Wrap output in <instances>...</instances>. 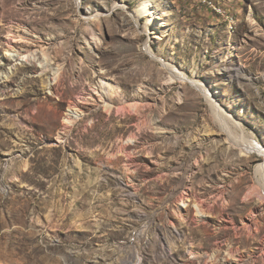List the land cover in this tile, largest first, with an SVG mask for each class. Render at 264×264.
I'll return each instance as SVG.
<instances>
[{
  "label": "rangeland",
  "instance_id": "374dc122",
  "mask_svg": "<svg viewBox=\"0 0 264 264\" xmlns=\"http://www.w3.org/2000/svg\"><path fill=\"white\" fill-rule=\"evenodd\" d=\"M212 1L0 0V264H264V0Z\"/></svg>",
  "mask_w": 264,
  "mask_h": 264
},
{
  "label": "bare ground",
  "instance_id": "6f19581e",
  "mask_svg": "<svg viewBox=\"0 0 264 264\" xmlns=\"http://www.w3.org/2000/svg\"><path fill=\"white\" fill-rule=\"evenodd\" d=\"M204 3H207L208 5H210L212 8L218 10V11H221L220 8H218V6L216 4H214V2L212 0H203ZM156 4L152 2V0H144L142 6L139 8V13L142 14L144 12H146L149 16V20L146 22V26L150 29H152V32L151 33H155L157 32V28L158 26L160 25V22H159V14H158V9L156 8ZM162 24V23H161ZM20 56V54H18ZM22 55V54H21ZM26 56V55H25ZM24 56V57H25ZM18 59V58H17ZM180 75V74H179ZM112 98V96H111ZM110 99V98H109ZM110 103V102H108ZM109 105V104H108ZM107 105V106H108ZM111 105V104H110ZM226 113V111H225ZM220 114V113H219ZM225 116H232L231 113L227 112L226 114H224V112L222 113L221 112V118L224 120ZM66 120L69 121L70 118L69 117H66ZM253 149H256L255 148V145L254 144H250V145H245L244 147V151L247 152V154L249 152H252ZM261 152H264V149H261Z\"/></svg>",
  "mask_w": 264,
  "mask_h": 264
},
{
  "label": "built area",
  "instance_id": "2783aa9c",
  "mask_svg": "<svg viewBox=\"0 0 264 264\" xmlns=\"http://www.w3.org/2000/svg\"><path fill=\"white\" fill-rule=\"evenodd\" d=\"M199 1H201V0H199Z\"/></svg>",
  "mask_w": 264,
  "mask_h": 264
}]
</instances>
